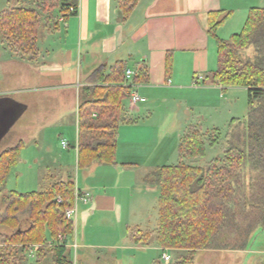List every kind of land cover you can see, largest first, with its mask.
<instances>
[{"label": "crops", "instance_id": "crops-1", "mask_svg": "<svg viewBox=\"0 0 264 264\" xmlns=\"http://www.w3.org/2000/svg\"><path fill=\"white\" fill-rule=\"evenodd\" d=\"M233 3L234 0H140L123 20L119 0H79L76 14L65 19L55 12L54 26L39 35L37 60L10 55L9 48L0 41V47L6 50L0 54V81L16 69L22 79H27L29 86L25 90L39 93L36 100L44 106L69 95L79 97L76 140L68 142L76 164L74 180L81 193L76 198L75 235L58 240L49 234L48 238L49 245H66L69 259L75 248L77 263L90 254L91 260H99L101 264H155L149 260L148 252L154 248L163 250L161 256L169 252L153 241L137 243L131 234L136 229L144 232L158 229L159 216L151 213L158 209L159 214L161 186L151 174L164 165L179 164L180 155L178 161L171 163L174 153L159 124L149 119L138 120L119 128L117 164L95 163L81 169L79 106L85 89L99 84L95 81L96 73L109 74L116 63L122 62L125 83L131 85L132 92L147 98L137 103L129 99V114L139 117L148 111L152 115L154 106L160 102L166 103L169 110L190 114L188 100L183 96L185 89L222 88L207 79L218 66L217 45L209 33V13L221 12L222 17L230 12L227 20H231L235 12L231 9ZM144 66L148 82L135 83V74ZM128 69L135 73L131 79L125 77ZM55 167L58 169L57 164ZM20 219L21 227L28 228V216L21 215ZM4 233L5 237L11 234L8 230ZM0 245L5 248L8 244ZM38 248V244L32 245L28 250H18L17 255L9 250L2 253V259L15 264H53L51 252L41 263L37 262Z\"/></svg>", "mask_w": 264, "mask_h": 264}, {"label": "trees", "instance_id": "trees-1", "mask_svg": "<svg viewBox=\"0 0 264 264\" xmlns=\"http://www.w3.org/2000/svg\"><path fill=\"white\" fill-rule=\"evenodd\" d=\"M139 1L119 0L123 20ZM78 2L40 0L36 7L16 5L0 11L1 43L21 57L37 60L43 20H51L55 12L65 19L76 14ZM221 15L209 13V33L217 45L218 66L207 79L217 85L246 87L249 115L242 130L240 124L231 131L225 154L206 165L188 160L203 157L207 143L215 145L218 139L211 137L207 142L202 129L190 125L179 145L180 163L164 165L151 174L161 186L159 226L154 232L133 230L131 236L137 243L153 241L164 250H185L186 254L172 264H195L199 250L245 249L252 233L264 229V7H251L241 32L230 39L217 34L230 12ZM124 72L122 62L116 63L109 74L97 72L95 81L99 84L87 87L82 95L78 143L81 169L95 163L117 164L119 128L139 120L128 112L132 87L125 83ZM133 81L148 82L147 67H141ZM24 147V141H20L0 154V200L7 177L19 163ZM80 194L71 178L54 180L43 190L8 191L0 224L14 231L6 237V243L16 244L17 251L38 244V263L51 252L53 264H72L66 245H49L48 238L49 234L58 240L61 235H75V222L66 211L75 207ZM25 214L30 223L26 229L21 227L20 219ZM1 252L0 264H15L3 260Z\"/></svg>", "mask_w": 264, "mask_h": 264}, {"label": "rangeland", "instance_id": "rangeland-1", "mask_svg": "<svg viewBox=\"0 0 264 264\" xmlns=\"http://www.w3.org/2000/svg\"><path fill=\"white\" fill-rule=\"evenodd\" d=\"M15 1L0 0V11L9 6L36 7L40 3V0H20L21 2L17 3ZM251 7H264V0H234L231 7L235 11L234 15L231 20H226L222 24L223 27L218 31V36L230 39L233 34L241 32ZM56 19L55 14L51 20L44 19L40 34L45 32V29L52 28ZM2 51L6 50L0 47V54ZM7 51L10 55L17 56L10 49ZM252 51V47L247 50L249 54ZM27 86H29L27 79H22L16 69L11 70L0 81V92L5 90L8 92L0 93V154L20 141H24L23 150L26 149L25 152L22 150L19 163L11 169L7 177L6 189L0 200L1 214L5 213L7 194L10 190L20 192L43 190L60 177L75 179L74 152L68 146L64 147L63 141L73 143L76 140L78 95L72 97L69 95L55 104L44 106L36 100L39 93L25 90ZM183 96L188 100L190 114L178 113L179 109L169 110L166 108V103L160 102L159 105L154 106L152 115L148 111L142 112L138 115L139 120L149 119L159 124L163 136L167 139V145L174 153L171 163L179 160L180 135L186 132L191 123L199 126L205 133L207 142L211 137L218 141L215 145L207 143L205 155L188 162L206 165L214 158L225 154L233 128L241 124L239 128L243 129L249 115L248 89L243 86H222V88L208 91L185 89ZM35 158L38 160L34 163ZM56 164L58 169L55 167ZM70 172L71 176L68 175ZM151 214L158 217V209ZM6 227L9 226L0 224V244L6 243L4 233L6 230L11 233L14 231L11 227ZM17 247L16 244H8L5 248L0 245V250L3 251L1 253L10 250L11 253L17 254ZM162 252V249L154 248L148 252L149 260L152 259V263L161 261L172 264L186 254V251L181 249L169 250L171 260L166 263L161 256ZM90 257L89 254L85 257L86 259H80L77 263L75 248L72 250V264H101L99 260H91ZM195 264H264V229L260 228L252 233L245 250L197 251Z\"/></svg>", "mask_w": 264, "mask_h": 264}, {"label": "built area", "instance_id": "built-area-1", "mask_svg": "<svg viewBox=\"0 0 264 264\" xmlns=\"http://www.w3.org/2000/svg\"><path fill=\"white\" fill-rule=\"evenodd\" d=\"M74 10H75V9L72 7V8H71V11H74ZM134 74H135V73H134L131 69H128V70L126 71V73H125V77H126V79H131V78H133ZM130 100H131V102H133V103H137V102H145V101H146V98L143 97V96H141L139 93H137V92L134 91V92L131 93ZM63 145H64V147H67V146H68V143H67L66 141H63ZM76 214H77V205H75V207L70 208V209H68V210L66 211V215H67V217H68L69 219H72V220L75 219ZM63 238H64V236L61 235V236H60V239H63ZM162 258H163V260H164L166 263H169L170 260H171V257H170V255H169L168 252H164L163 255H162Z\"/></svg>", "mask_w": 264, "mask_h": 264}]
</instances>
